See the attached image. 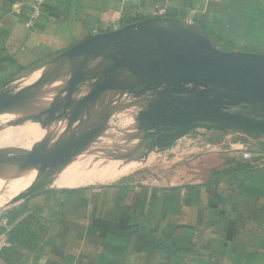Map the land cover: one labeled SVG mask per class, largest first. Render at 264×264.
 <instances>
[{
	"label": "crops",
	"instance_id": "1",
	"mask_svg": "<svg viewBox=\"0 0 264 264\" xmlns=\"http://www.w3.org/2000/svg\"><path fill=\"white\" fill-rule=\"evenodd\" d=\"M32 1L0 0V117H8L0 126V142L6 145L0 144V162L32 152L40 140L23 147L22 139L39 132L36 124L44 121L48 105L62 104L64 84L32 79L33 74L40 75L44 62L94 34L167 19L156 31L166 36L161 28L171 27L172 41L182 28L217 48L228 44L226 52H264V0H48L27 28ZM151 25L145 26L151 30ZM93 84L76 86L84 117L91 109L86 107L96 110L108 97L111 105L118 103V94L103 99L91 90ZM70 131L75 137L82 132ZM203 136L200 150L162 177L144 171L110 184L31 185L48 174L49 163L63 151L69 153L76 142L66 137L54 148L52 161L18 189L42 191L0 214L5 229L0 250L12 248L5 234L12 225L7 227L1 215L25 204L14 224L26 219L38 244L32 252L19 250L21 264H264V135L254 141L232 127ZM80 149L72 148L81 156ZM243 149L251 152V160L242 159Z\"/></svg>",
	"mask_w": 264,
	"mask_h": 264
},
{
	"label": "rangeland",
	"instance_id": "2",
	"mask_svg": "<svg viewBox=\"0 0 264 264\" xmlns=\"http://www.w3.org/2000/svg\"><path fill=\"white\" fill-rule=\"evenodd\" d=\"M153 44H156V41L150 38L138 39L134 36H128L106 44L100 43L96 46L87 47L79 51L76 55L56 64L57 70L54 77L57 81L64 84V88L62 91V100L60 101L62 104L54 112V116L50 120L51 132L55 134L52 136L50 144L51 142L56 143L60 139L61 134H64L68 129L81 130L82 127L87 132L91 131V133L98 134L92 138L86 136L89 138L83 137L81 139L84 140L85 144L87 141L90 146L88 149L92 146L90 151L93 148H100L99 150L103 151V154L109 152L108 156L112 154L114 157L117 154L118 158L121 157L120 159L125 156V162L127 161L131 164L123 168L116 179H108L104 180V182L98 181L96 184L115 183L133 174L144 171L147 173L150 172L154 177H162L161 174L164 171L187 162L200 150L202 141L206 139L203 135L207 130L218 128L214 126H223L224 123L214 117L217 113L229 115L227 117L228 119L225 120L226 124L224 126H231L232 124L239 126L238 123L234 122L237 121V116H240L242 120H247L248 124H263L264 118L262 116H264V109L244 98L234 85L230 82L223 85H216L202 78V74L207 73L208 70L212 71V68L206 69L207 71L194 69L191 72L186 70V64L180 62L179 57H167L157 50H154ZM250 46L252 47L251 49H257L253 48L257 46L254 43H251ZM218 49L222 51L230 50L228 44ZM132 52L142 55H149L148 53L150 52L152 56L147 57L145 55V57H141ZM254 53L264 54V52ZM236 54L237 58L240 59L249 57L243 52ZM260 63L263 67V60H257L253 64L258 65ZM111 66H113L114 70H118V74H115L116 76H114L112 81L108 79L110 78L108 77L109 73L112 72ZM221 72L224 74V71ZM219 73L217 72L214 75ZM255 76L258 78L263 75L257 74ZM40 77L41 74L39 75V72H36L33 74L32 79ZM101 78H104L103 82H110L109 85L111 82L113 85H118V103L111 105L110 97H108L109 99L106 100L108 103L97 105L96 110L95 105L86 107L91 109L87 111L88 115L84 117L82 114L76 112L74 108V106L78 107V88L76 86L84 81L95 83V81L98 82ZM71 83L73 88H76L69 89ZM126 86H129L128 91L122 89ZM94 87H96L95 84H93L91 90L93 92L98 91ZM89 91L90 89H88ZM103 92L109 93L107 89ZM208 99H219L229 104L225 105L223 109H219L217 105L209 104L207 102ZM111 106L116 107V110L111 112ZM195 109L197 110L195 115H183L182 119L179 120L181 127H178V120H174L175 115L187 113ZM156 110L171 116L168 120H163L160 129L169 135L178 132L180 137L174 140L172 146L165 150L160 152H147L142 148L147 144V141H143V136L154 131L144 127V131L139 135L135 136L131 134L137 125L136 116L140 112ZM207 113L209 117L213 115L210 118L211 122L202 120L204 118L203 116ZM74 116H78V118L73 119ZM7 119L8 117L5 116L0 117L1 127L6 123ZM46 122L45 120L42 121V123ZM41 124H36V128H38L37 130L40 134L44 132L40 127ZM144 125L146 126L145 122ZM39 133L32 135L30 138L27 136L25 139H22L23 147H30L34 141L41 140V137L38 138ZM73 139H77V137H73ZM257 140L258 138L254 137V141ZM260 148L258 147L262 151L263 149ZM98 149L96 152H92V154L87 156L86 160L83 161L84 165L86 163L87 167H89L90 162L96 166L101 165V159L99 158V154L101 153L98 152ZM110 150L113 151L111 152ZM110 160L106 159L109 162ZM106 161L103 159L102 162L104 163L102 165H106ZM21 178V176L17 177L16 180ZM3 179L6 181L13 180L12 178H0V180ZM10 191L4 195L5 199L1 198V201H4V206L0 214L7 208L8 199L14 192V188ZM21 192L22 190H19L16 194L19 195ZM20 260L16 264H21L22 262ZM0 264L2 263L0 262Z\"/></svg>",
	"mask_w": 264,
	"mask_h": 264
},
{
	"label": "water",
	"instance_id": "3",
	"mask_svg": "<svg viewBox=\"0 0 264 264\" xmlns=\"http://www.w3.org/2000/svg\"><path fill=\"white\" fill-rule=\"evenodd\" d=\"M166 20L167 19H152V21L146 23H135L107 33L94 34L89 38L82 40L81 42L73 45L64 52L44 62V64H42L39 68V70H42L40 81H44L45 79L56 80L54 77L55 72L57 70L56 64L61 63L65 59L76 55L79 51L87 47L96 46L100 43L106 44L111 41H117L126 38L128 36H134L138 39L150 38L156 41V44H153L154 50H157L158 52L166 55L167 57H179L180 62L186 64V70H189L191 72L194 69L207 71L206 69L212 68L213 72L208 70L207 73L202 74V78L216 85H223L227 82H230L232 85H234L235 88H237L241 92L244 98L248 99L249 101H252V103H254L256 106L264 109V68L252 63L254 59L264 61V55L246 53L245 55L249 57L245 59H240L237 58L236 53L226 52L218 49L217 47L213 46L209 42V40L197 36L193 31H184L182 28H178V34H176V41H172L171 38L173 34L170 38H168L167 35L164 36L161 33L157 32V27L151 30H145L144 28V26L147 24L156 23V25H160ZM132 53L141 57H145L146 55H142L140 53L135 52ZM148 54L149 55H146L147 57L152 56L150 52ZM111 69L112 72L108 75V77H110L108 78L110 79V81H112L114 76L118 74V70H114L113 66H111ZM221 71H224V74H222ZM217 72H220L221 74L219 73L217 75H214ZM257 74H262L263 76L256 78L255 75ZM103 81L104 78H101L98 82L95 81V86L97 87L98 92L102 93L103 99L106 98V96H110L111 94L119 95V88L117 84L113 85V83L111 82V84L109 85L110 82ZM71 85L72 83L70 84V86ZM70 86L69 89H72ZM111 87L113 89L112 91L110 89ZM104 88L107 89L109 93H104ZM122 89H126V91H128L129 86H126ZM207 102H209V104L217 105L219 109H223L225 105L229 104L228 102L219 99H208ZM79 105L80 103L78 102V106ZM74 108L75 111L79 113L78 107L74 106ZM57 109H59V104L56 103L54 105L52 103L48 105V108L45 110L46 116L44 120L47 122H41V129L44 132L41 136L40 142L33 148L32 152L19 156L17 158L6 157V159L0 162V178L16 179L17 177H24L30 175L32 172L39 171L41 168L45 167L48 164L53 155L54 148L59 143H61L66 137H75L74 134L76 133V131H73L75 132L73 134L70 130L77 129H68L64 134H61L60 139L56 143L50 146V141L52 138L50 120H52L54 112H56ZM114 110H116V108L111 109V112H113ZM196 113V109L193 111H188L187 113H180L175 115L174 120H178L177 126L181 127V122L179 120L182 119L183 115L193 116ZM170 117L171 116H169L168 114L161 113L157 110L149 112H140L136 116L137 125L132 130L131 135H139L144 131V127L147 129H152L154 132L147 133L143 136V141H147V144L142 147L143 150L147 152H160L162 150H165L168 147H171L174 140L180 137V134L178 132L173 135H169L166 134L164 130L160 129V125L161 123H163V120H168V118ZM203 117V121L211 122L210 118H212L213 115L209 117V114L207 113ZM214 117H216L218 121L226 124L225 120L228 119L227 117H229V115L217 113L214 115ZM77 118L78 116H74L73 119ZM237 118V121L234 122L238 123L239 126L234 124H232L231 126H224L223 124V126H214L218 127L215 128V130H226L228 128L235 127L242 129L247 134H250L255 138L264 135V121L263 124L255 125L248 124L247 120H242L240 116H237ZM262 118H264V116H262ZM144 122L146 123V126L144 125ZM89 133L92 134L93 137L98 135L97 133ZM81 137L82 134H80V137H77V145L82 144L83 146L85 144L84 140L79 141V138ZM40 191L42 190H34L28 193L23 192L19 195L16 194L11 196L7 202V208L15 205L19 200L32 196Z\"/></svg>",
	"mask_w": 264,
	"mask_h": 264
},
{
	"label": "bare ground",
	"instance_id": "4",
	"mask_svg": "<svg viewBox=\"0 0 264 264\" xmlns=\"http://www.w3.org/2000/svg\"><path fill=\"white\" fill-rule=\"evenodd\" d=\"M147 26V25H146ZM145 26V28H147ZM158 25H156V23H152V25L150 26L151 29H155V27H157ZM149 27V26H148ZM158 28V27H157ZM149 28H147L148 30ZM160 29V28H159ZM146 30V29H145ZM158 30V29H157ZM160 31V30H158ZM161 32H164V34L168 35L169 36L173 33H171V27L169 26H166V27H162L161 28ZM167 36V37H169ZM172 36V35H171ZM257 61V59H254L252 61V63H255ZM264 64V63H263ZM260 65V67H262V64H258ZM264 68V65L263 67ZM32 118V117H31ZM99 118V117H98ZM26 122V121H25ZM32 124V123H31ZM93 124V123H92ZM23 126V124L21 125ZM94 126V125H93ZM91 127V126H90ZM14 128V127H13ZM82 128V127H81ZM87 129H89L88 127H85ZM20 129V127H19ZM107 129V128H106ZM22 130V129H21ZM82 132L79 131V133H77L76 135H80V133H83V130L84 129H81ZM12 131V130H11ZM17 131V130H16ZM86 132V130H84ZM89 131V130H88ZM21 132V131H19ZM91 132V131H90ZM7 133V132H6ZM10 133V132H9ZM14 133V131H13ZM18 133V132H17ZM16 133V134H17ZM39 133V132H38ZM43 132L40 134L39 133V137L40 138L42 136ZM87 134V133H85ZM15 135V134H14ZM88 135H89V132H88ZM86 135V136H88ZM91 135V134H90ZM12 136V134H11ZM86 136H83L82 137H85V138H89V137H86ZM2 137V136H1ZM5 137V136H3ZM13 137V136H12ZM76 137H80V136H76ZM81 137V138H82ZM8 138V137H7ZM10 138V137H9ZM8 138V139H9ZM81 138H79V141L81 140ZM92 138V136H91ZM5 139V138H3ZM1 140V139H0ZM86 140V139H85ZM3 141V140H2ZM0 142V144L3 142ZM6 141V139L4 140V142ZM10 140H8L9 142ZM12 141H15V140H12ZM73 142H76V143H71V149L69 150V153L65 152V151H68V150H65V151H61L60 153V156H58L57 158H55L53 161H52V158L50 159V162L52 161V163H49L51 164L50 167H49V170H48V174L46 176H44L43 178H40V179H37L36 181H34V178H33V184L31 185H36L37 187H43V188H72V187H80V186H85V185H90V184H94V183H97L98 181L100 182H104V180H108V179H116L118 177V175L120 174V171L127 167V166H130L131 164H129L127 161L125 162V159L123 156L122 159L118 158L117 157V149L114 154L115 156L113 157V155H109V152L108 153H105L103 154V152H99L101 154H99V158L101 159V165H94V163L91 164L90 162V166L87 167L86 163L84 165V163L81 161V159L87 157L88 155L92 154V151L96 152V148H93L92 151H90V149H88L90 146L88 145L87 141H86V144L84 147V145L82 146V144H78L77 145V139H73L72 140ZM7 142V143H8ZM92 142V141H90ZM6 143V142H5ZM11 144V141L9 142ZM13 144V143H12ZM69 144V143H68ZM9 145V144H7ZM3 146H6L5 144H3ZM12 146V145H10ZM76 146V148H81L80 151L81 152H84V153H81V156L78 152H75L74 150H72V148L74 149V147ZM63 147V146H62ZM61 147V149H62ZM65 147V146H64ZM118 147V146H117ZM84 148V149H83ZM100 149V148H99ZM98 149V150H99ZM114 149V148H113ZM123 150V149H121ZM126 150V149H125ZM111 151V150H110ZM113 151V150H112ZM111 151V152H112ZM110 152V153H111ZM122 152V151H121ZM130 152V151H129ZM120 153V152H119ZM58 154V153H57ZM13 156V155H12ZM16 157V156H15ZM111 160H110V159ZM118 158V159H117ZM128 158V157H127ZM126 158V159H127ZM133 158V157H132ZM10 159V158H9ZM96 159V158H95ZM94 159V160H95ZM104 159V161H106V159L110 160L109 161H106L107 163H105L106 165H102L104 162H102ZM90 161V160H89ZM97 163V162H96ZM95 163V164H96ZM99 163V162H98ZM47 171V170H46ZM45 173V171L43 172V174ZM42 175V174H41ZM40 175V177H41ZM29 175L27 176H24L22 177L21 179H13L11 181H6V180H0V212L1 210L3 209V206H4V201L2 202L1 201V198H4V195L8 193V191H10L12 188H14V192L11 194V196L13 195H16V192L18 191L19 187L22 188V186L24 185V180L28 177ZM39 176V175H38ZM37 177V176H36ZM35 177V178H36ZM32 179V178H31ZM32 181V180H31ZM24 182V183H23ZM23 183V184H22ZM41 185H37V184H40ZM21 185V186H20ZM30 185V184H28ZM30 185V186H31ZM11 192V191H10ZM24 193H28V192H24ZM10 196V197H11ZM5 199V198H4ZM10 199V198H9ZM8 199V200H9ZM7 202V201H6Z\"/></svg>",
	"mask_w": 264,
	"mask_h": 264
},
{
	"label": "trees",
	"instance_id": "5",
	"mask_svg": "<svg viewBox=\"0 0 264 264\" xmlns=\"http://www.w3.org/2000/svg\"><path fill=\"white\" fill-rule=\"evenodd\" d=\"M25 210V204H20L1 215V218L5 219L7 227L12 225L8 232L5 233L7 235V243L12 248H2L0 250V262L2 264H16L22 257L19 250L32 252L38 244V238L30 232L26 219L14 224L24 214ZM4 231L5 229L0 228V235L4 234Z\"/></svg>",
	"mask_w": 264,
	"mask_h": 264
},
{
	"label": "built area",
	"instance_id": "6",
	"mask_svg": "<svg viewBox=\"0 0 264 264\" xmlns=\"http://www.w3.org/2000/svg\"><path fill=\"white\" fill-rule=\"evenodd\" d=\"M48 0H33L31 5H30V11L27 13L26 17H25V23L24 25L27 28H32L37 19L40 16L41 13V9L43 4H45ZM241 157L243 160L245 161H249L252 159V154L250 151L243 149L241 151Z\"/></svg>",
	"mask_w": 264,
	"mask_h": 264
}]
</instances>
